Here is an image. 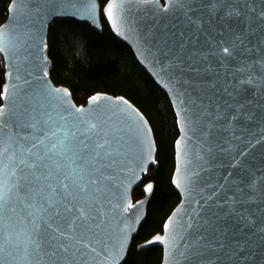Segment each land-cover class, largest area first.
<instances>
[{"label": "water", "instance_id": "obj_1", "mask_svg": "<svg viewBox=\"0 0 264 264\" xmlns=\"http://www.w3.org/2000/svg\"><path fill=\"white\" fill-rule=\"evenodd\" d=\"M248 2L254 3L256 12L264 8V0ZM110 3L115 5L111 19ZM244 11L254 35L246 36L249 51L237 60L252 69L249 61L264 60V22ZM102 14L114 35L168 96L179 131L172 184L180 202L163 231L139 249L162 247L161 264H264V203L254 197L236 205L256 221L251 227H242L237 216L228 215L232 206L228 198L238 191L237 185L264 187V77L254 70L258 82L239 97L251 102L244 110L251 117L216 119L217 107L228 98L224 90L232 91L229 82L238 66L236 60L223 59L220 42L233 39L227 26L207 23L203 9L188 11L170 0H109L103 9L99 0H12L7 20L0 26V54L5 62L0 124L12 131L25 109L42 106L53 115H64L62 123L67 126L78 124L77 118H102L109 128L123 129L121 153L104 173L103 231L99 239L90 237L95 251L88 247L83 254H59L54 264H84L85 257L88 264H124L146 222L155 191L153 181L143 184L150 168L158 167L157 142L144 113L125 96L108 93L93 95L100 97L97 102H90L91 96L85 105H78L72 92L51 77L50 29L58 21L69 20L102 33ZM189 17L205 23L197 28ZM231 24L233 31L243 27L237 21ZM78 108L84 111L77 112ZM141 185L144 196L135 201L134 190ZM15 215L19 218V213ZM21 227L27 230L31 225L25 221ZM158 236L163 239L157 240ZM25 255L16 258L17 264H27ZM0 258L11 261L6 253ZM48 259L41 254V264Z\"/></svg>", "mask_w": 264, "mask_h": 264}, {"label": "snow or ice", "instance_id": "obj_2", "mask_svg": "<svg viewBox=\"0 0 264 264\" xmlns=\"http://www.w3.org/2000/svg\"><path fill=\"white\" fill-rule=\"evenodd\" d=\"M170 2L186 7L188 11L203 9L208 16L207 23L216 21L227 26L233 39L220 42L223 59L236 60L238 66L229 82L232 91L224 90L228 98L217 107L215 117L225 121L251 117V113L244 111L251 102L241 101L239 97L258 82L254 70L264 77V60L249 61L253 64L249 69L242 59L237 60V56L246 55L249 51L246 36L254 35L244 10L255 13L257 21L264 22V8L256 12L254 3L249 6L248 0H207L206 3L200 0L198 5L196 0ZM114 7L111 3L107 6L110 19ZM189 20L197 28L205 23L201 18L189 17ZM232 21L242 23V29L233 31ZM4 91L7 93V89ZM64 93L67 94V90ZM99 100V96H93L90 102ZM76 111L83 112L84 109ZM2 114L0 110V116ZM77 120L78 124L67 126L62 123L66 121L64 115H53L51 110L41 106L31 111L25 109L12 131L0 124V254L11 257V261L0 258V264H17L16 258L21 253L26 254L27 264H41V254L49 257L46 264H54V258L59 254H83L88 247L95 251L90 237L99 239L103 231L100 208L101 201L106 199L104 173L121 153L123 138L120 133L123 129L109 128L107 120L102 118ZM148 188L150 190L151 185ZM237 189L228 198L232 202L228 215L237 216L242 227H251L256 221L246 209L236 205H243L246 199L253 200L254 197L264 203L261 199L264 198V187H253L249 183L246 187L237 185ZM25 221L31 225L30 229L21 227ZM156 239L163 238L158 236ZM105 256H108L107 252ZM55 264L60 262L55 261ZM84 264H88L86 257Z\"/></svg>", "mask_w": 264, "mask_h": 264}, {"label": "trees", "instance_id": "obj_3", "mask_svg": "<svg viewBox=\"0 0 264 264\" xmlns=\"http://www.w3.org/2000/svg\"><path fill=\"white\" fill-rule=\"evenodd\" d=\"M12 0H0V26L7 20ZM102 9L109 0H99ZM103 32L74 21H58L50 29L48 48L52 62L51 77L66 86L78 105H85L97 93L125 96L149 120L158 147V167L144 179L155 183V191L146 222L135 236L124 264H161L162 247L139 246L163 231L165 221L180 202L172 184L175 169V141L179 135L176 116L168 96L139 64L132 50L119 40L102 14ZM5 83V62L0 54V106ZM144 196L142 185L133 199Z\"/></svg>", "mask_w": 264, "mask_h": 264}]
</instances>
